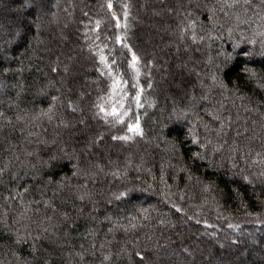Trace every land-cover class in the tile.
I'll return each instance as SVG.
<instances>
[{"label": "trees", "instance_id": "1", "mask_svg": "<svg viewBox=\"0 0 264 264\" xmlns=\"http://www.w3.org/2000/svg\"><path fill=\"white\" fill-rule=\"evenodd\" d=\"M0 264H264V0H0Z\"/></svg>", "mask_w": 264, "mask_h": 264}, {"label": "rangeland", "instance_id": "2", "mask_svg": "<svg viewBox=\"0 0 264 264\" xmlns=\"http://www.w3.org/2000/svg\"><path fill=\"white\" fill-rule=\"evenodd\" d=\"M74 46H75V45H74ZM68 55H70V54H68ZM150 57H151V58L154 57L153 54L150 55ZM152 59H153V58H152ZM85 67H87V66H85ZM103 129H105V128H103ZM97 131H100V130H97ZM99 133H100V132H99ZM117 230H118L119 232H124L123 229H117ZM124 234H125V233H124ZM188 236H189V235H188V232H186V233L184 232V233L181 234V238L184 237V238L186 239V242H185L184 245H189L188 242H187V238H188ZM137 241H138V238H137ZM188 241H189V240H188ZM148 244H149V243L146 242V241H145V242H141V245H142V246L140 247V251H142V252L145 253V252L147 251L148 247L150 246V245H148ZM148 250H149V249H148Z\"/></svg>", "mask_w": 264, "mask_h": 264}, {"label": "snow or ice", "instance_id": "3", "mask_svg": "<svg viewBox=\"0 0 264 264\" xmlns=\"http://www.w3.org/2000/svg\"><path fill=\"white\" fill-rule=\"evenodd\" d=\"M133 61L135 62V57H133ZM113 115H119L115 109H113V112H112ZM130 131H138V126L136 128H130Z\"/></svg>", "mask_w": 264, "mask_h": 264}]
</instances>
